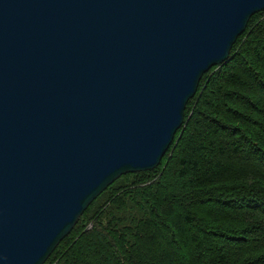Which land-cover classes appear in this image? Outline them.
Segmentation results:
<instances>
[{
  "label": "water",
  "instance_id": "obj_1",
  "mask_svg": "<svg viewBox=\"0 0 264 264\" xmlns=\"http://www.w3.org/2000/svg\"><path fill=\"white\" fill-rule=\"evenodd\" d=\"M264 0H0V264H44L154 170Z\"/></svg>",
  "mask_w": 264,
  "mask_h": 264
},
{
  "label": "trees",
  "instance_id": "obj_2",
  "mask_svg": "<svg viewBox=\"0 0 264 264\" xmlns=\"http://www.w3.org/2000/svg\"><path fill=\"white\" fill-rule=\"evenodd\" d=\"M193 99L167 171L116 180L44 264H264V11Z\"/></svg>",
  "mask_w": 264,
  "mask_h": 264
},
{
  "label": "rangeland",
  "instance_id": "obj_3",
  "mask_svg": "<svg viewBox=\"0 0 264 264\" xmlns=\"http://www.w3.org/2000/svg\"><path fill=\"white\" fill-rule=\"evenodd\" d=\"M196 98L193 99V101L191 102L190 109H189V113L190 114H188V116L190 115L192 117L191 114H192V112L194 110V103L199 101V98L201 99V97H196ZM188 116L186 117V119L188 118ZM183 134H185V130L180 133V137H178V138H182L181 136H183ZM178 142L179 141L177 139L175 141V143H174L175 147L172 149V151L169 153V155L165 157L166 159L165 160L163 159V161L159 165V176L155 177L153 174H151V177H152L151 180H155L156 181L163 173H165L167 171L166 168H168V165H169L168 162L171 161V157H174L173 154H175V152H176V146H178ZM169 188H170V186H169Z\"/></svg>",
  "mask_w": 264,
  "mask_h": 264
}]
</instances>
